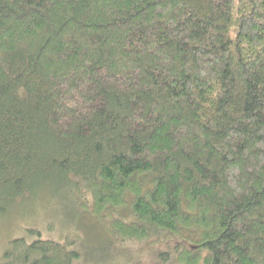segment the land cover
Listing matches in <instances>:
<instances>
[{"label": "trees", "instance_id": "trees-1", "mask_svg": "<svg viewBox=\"0 0 264 264\" xmlns=\"http://www.w3.org/2000/svg\"><path fill=\"white\" fill-rule=\"evenodd\" d=\"M43 198L109 241L0 264H264V0H0V214Z\"/></svg>", "mask_w": 264, "mask_h": 264}, {"label": "rangeland", "instance_id": "rangeland-1", "mask_svg": "<svg viewBox=\"0 0 264 264\" xmlns=\"http://www.w3.org/2000/svg\"><path fill=\"white\" fill-rule=\"evenodd\" d=\"M48 199L43 198L38 202H35L34 199H28L26 202L24 201L23 203L15 205L6 214H0V258H2V253L6 249L8 239L21 235L24 236L27 228H35L40 231L42 237L54 240H61L64 237L63 234L67 232L70 235L78 234L93 245L99 244L102 241H109L108 236L97 226L95 221L85 214H81L76 218L74 226L71 229L68 228L65 230L60 228L58 222L61 219L58 217L60 215L62 216V212L59 211L55 214L58 205L49 202L50 198ZM61 227L67 228L66 225ZM26 238L31 239V237ZM113 245L112 253L116 255L114 259L116 257V260H120L121 262L126 259L129 262L128 257L132 256L136 264L151 260L150 252L145 246H138L137 244L126 246L127 244L122 243ZM94 247L97 246L94 245ZM129 247L132 251H130ZM127 254L128 256H126Z\"/></svg>", "mask_w": 264, "mask_h": 264}]
</instances>
